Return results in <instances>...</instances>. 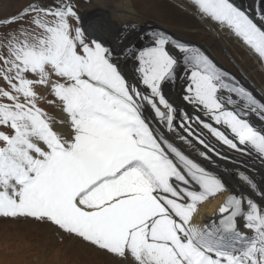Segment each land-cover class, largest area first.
<instances>
[{
  "label": "snow or ice",
  "instance_id": "obj_1",
  "mask_svg": "<svg viewBox=\"0 0 264 264\" xmlns=\"http://www.w3.org/2000/svg\"><path fill=\"white\" fill-rule=\"evenodd\" d=\"M189 3L264 63V6L257 22L235 0ZM111 27L82 20L74 0L0 16V217L51 223L119 264H264V182L245 167L229 188L198 162L229 159L213 140L264 161V96L161 30L125 24L117 51L100 36ZM177 82L192 113L165 95ZM225 193L200 223L201 206Z\"/></svg>",
  "mask_w": 264,
  "mask_h": 264
},
{
  "label": "rangeland",
  "instance_id": "obj_2",
  "mask_svg": "<svg viewBox=\"0 0 264 264\" xmlns=\"http://www.w3.org/2000/svg\"><path fill=\"white\" fill-rule=\"evenodd\" d=\"M131 1L142 17L166 26L167 29L170 26L169 30L172 29L187 40L204 43L230 71L239 75L237 71L241 69L258 88H264V63H260L239 38L233 34L229 35L228 29H222L209 20L201 19L189 0ZM28 2L29 0H0V16L16 13ZM74 2L79 7V14L82 13L88 22L98 18H108L112 21L113 27L121 24L113 20L116 14L113 8L111 10L112 2L119 5L118 0H106L104 5L99 3L102 2L101 0H74ZM210 29L218 32L219 38L230 52L229 56L225 49L223 50L220 39L212 35L213 33L210 34ZM117 34H120L119 30ZM117 34L116 32L109 34L111 39L109 46L114 49L119 38L122 37ZM40 91L46 90L40 89ZM47 99L51 100L53 97L49 95ZM41 107L49 114H59V108L47 102H42ZM0 264H119V262L105 251L64 233L51 223L38 222L32 218L0 217Z\"/></svg>",
  "mask_w": 264,
  "mask_h": 264
},
{
  "label": "bare ground",
  "instance_id": "obj_3",
  "mask_svg": "<svg viewBox=\"0 0 264 264\" xmlns=\"http://www.w3.org/2000/svg\"><path fill=\"white\" fill-rule=\"evenodd\" d=\"M101 1L102 2H99L100 4H102V5L106 4V0H101ZM118 1H120L119 5L112 2L111 10L113 8V10H115V14H116L115 17L113 18V20H116V22H119L121 24L116 25V27H111L110 29H107L105 31L103 30L100 32V36L102 37L103 41L106 42V44L108 46H109V43H111V39L109 38L110 32L111 33L116 32V34H117V31L118 30L120 31L121 27L125 24H128V23H134L137 26V29H145L147 31L161 30V31H164L168 34L173 35L174 38H178V39H181L182 41H187V42H190L196 46L201 47L202 50H205L206 53L209 54L210 58L213 61L218 62L220 64L221 68H223L224 70H227L228 72L234 74L237 77V79L241 80V82L244 83L250 90H254V93L258 97L264 96V88L263 89L258 88L253 83V81L249 78V76L246 73H244L241 69L239 71H237L239 75H237L235 72L230 71L225 66V64H223L221 62V60L219 58L215 57V55L212 53V51H209V48H207V46L204 43H202L200 41L195 42V41L187 40L181 34H178L177 32L172 31V29L169 30L170 26L167 25L169 27L167 29L166 26L153 23L152 21L146 19L145 17H142V15L139 14L138 10L136 8H134L131 0H118ZM254 1L255 0H237V3L244 2V4L241 6V8L245 6L246 11H253V13H254V9H255V7L253 5ZM115 2H117V1H115ZM81 17L84 18V15L82 14ZM89 21H91V20H89ZM205 25L209 26L208 24H205ZM211 33H213L212 35H215L218 38V40L220 39L219 35L217 34L218 32L216 33L214 30L210 29V34ZM229 33H227V34L232 35L231 32H229ZM117 35L121 36V34H117ZM130 40L131 41L134 40L135 41L134 44H137V45L144 43L143 39H137V36L135 34H133L130 37ZM125 42H127V41H125ZM220 43L222 44V48L225 49V51H227L228 54H230V52L225 48V45L223 44L221 39H220ZM121 46H122V37L119 38V40L116 44V50L119 51ZM121 60H122V64L124 65V67L129 72H131L135 62L132 61L131 59H125L124 57H121ZM234 64H235V62H234ZM238 69L239 68H237V70ZM164 92H165L166 97L170 99V102L174 103V105H176L179 110L188 111L189 113H192L191 106L187 105L182 100V97H181L182 90H181L179 82H177V84H175V85L166 84L164 86ZM149 113H150V110H149ZM59 115H60V110H59V114L57 116H59ZM56 130L57 131H66V129H62L59 126H57ZM178 143H179V141H178ZM213 143L223 154H226L229 157V159L228 160H222L219 157L213 156V163H211V164H208L207 162H205L203 160H198V162L202 163L206 168H209L210 170L217 171L219 174H221L223 176V178L227 181L229 188H235L237 190H240V186L237 183L238 177L236 174L238 173V171L243 170L245 167L247 168L248 172L251 173L255 177V180L257 182H264V161H261V159L259 157L255 156V155L250 156V157H241V156H239V154H236L233 151L228 150L227 146H223L219 143H216L214 140H213ZM199 150H202V148H198V149H196V151H194L192 147H187L188 153L193 158H196V152ZM227 194L228 193H225L223 195H219L215 199H210L209 201L205 202L201 206L200 212H199V222L200 223L203 224V223L208 222L209 218L212 217L217 212L218 208L222 205Z\"/></svg>",
  "mask_w": 264,
  "mask_h": 264
},
{
  "label": "water",
  "instance_id": "obj_4",
  "mask_svg": "<svg viewBox=\"0 0 264 264\" xmlns=\"http://www.w3.org/2000/svg\"><path fill=\"white\" fill-rule=\"evenodd\" d=\"M82 20H84L85 22H87V20H85V17L84 18H82ZM143 44H146L147 43V41L146 40H143ZM215 62V61H214ZM219 67H220V64L218 63V62H215Z\"/></svg>",
  "mask_w": 264,
  "mask_h": 264
},
{
  "label": "flooded vegetation",
  "instance_id": "obj_5",
  "mask_svg": "<svg viewBox=\"0 0 264 264\" xmlns=\"http://www.w3.org/2000/svg\"><path fill=\"white\" fill-rule=\"evenodd\" d=\"M255 7V6H254Z\"/></svg>",
  "mask_w": 264,
  "mask_h": 264
}]
</instances>
